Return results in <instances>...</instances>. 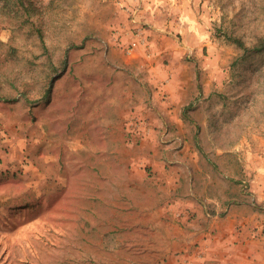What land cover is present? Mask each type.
Returning a JSON list of instances; mask_svg holds the SVG:
<instances>
[{
  "label": "rangeland",
  "instance_id": "1",
  "mask_svg": "<svg viewBox=\"0 0 264 264\" xmlns=\"http://www.w3.org/2000/svg\"><path fill=\"white\" fill-rule=\"evenodd\" d=\"M33 2L30 17L0 12V264L167 261L166 215H192L179 198L264 206V0ZM117 9L161 28L145 89L179 104L182 126L117 124L131 80L105 57Z\"/></svg>",
  "mask_w": 264,
  "mask_h": 264
},
{
  "label": "crops",
  "instance_id": "2",
  "mask_svg": "<svg viewBox=\"0 0 264 264\" xmlns=\"http://www.w3.org/2000/svg\"><path fill=\"white\" fill-rule=\"evenodd\" d=\"M119 13L120 18L113 14L106 25L108 30L113 24L111 33L113 29L116 30L114 37L104 40L108 49L105 54L108 64L114 71L123 69L131 79L129 84L123 86L128 103L116 115L117 124L127 126L134 117L142 119V122L147 119L156 127H162L163 123L182 126L183 119L178 113L181 106L172 102L158 103L156 91L148 95L145 89V81H149L150 86L155 83L153 51L156 42L163 36L161 28L151 24L144 30L135 29V25L126 20V15L122 11ZM134 42L137 45L131 47ZM145 44L149 45V50ZM144 134L146 136L135 135L142 138L145 147L155 148L158 137L156 130H147ZM156 156L159 157L157 150H154L152 157ZM160 162L151 159V163L156 165L155 171L164 175L166 170ZM170 173L177 176L174 168ZM174 184L176 189L178 184ZM192 193L193 197L186 201L179 198L175 202V210L186 209L192 213L189 220L166 215L176 222L170 231H166V235H161L165 238L168 259L163 261L160 256L153 264H179L185 255L195 264H264V206L257 207L252 198L245 196L226 203L222 198L209 195L199 199L194 191ZM256 201L263 203L261 197ZM210 202L214 203L216 210L224 207L223 212L209 214L206 207Z\"/></svg>",
  "mask_w": 264,
  "mask_h": 264
},
{
  "label": "trees",
  "instance_id": "3",
  "mask_svg": "<svg viewBox=\"0 0 264 264\" xmlns=\"http://www.w3.org/2000/svg\"><path fill=\"white\" fill-rule=\"evenodd\" d=\"M1 3L3 4V6ZM11 6H14L15 8L18 7V9H20V10L17 9V14L20 12L22 14L25 13L26 15H28V17H30L33 13L37 11L36 7L34 6L33 0H0V12L3 11V13H6V14L9 13V12L4 11L2 8H9ZM38 31L40 34L39 35L40 38H42V31L40 29ZM42 44L45 45L43 42ZM239 45L244 47L243 43L241 42L239 43ZM255 49L256 51L264 50V42L260 46H256ZM51 83L52 82H50L48 92L50 91Z\"/></svg>",
  "mask_w": 264,
  "mask_h": 264
},
{
  "label": "built area",
  "instance_id": "4",
  "mask_svg": "<svg viewBox=\"0 0 264 264\" xmlns=\"http://www.w3.org/2000/svg\"><path fill=\"white\" fill-rule=\"evenodd\" d=\"M137 42H134L133 45H136ZM183 264H195L193 260L191 259H186L185 262Z\"/></svg>",
  "mask_w": 264,
  "mask_h": 264
}]
</instances>
